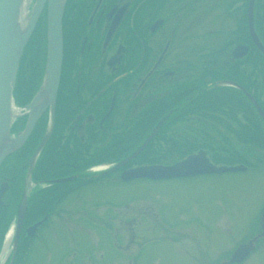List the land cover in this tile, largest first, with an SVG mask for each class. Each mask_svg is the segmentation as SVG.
<instances>
[{"label": "flooded vegetation", "instance_id": "1", "mask_svg": "<svg viewBox=\"0 0 264 264\" xmlns=\"http://www.w3.org/2000/svg\"><path fill=\"white\" fill-rule=\"evenodd\" d=\"M250 34L264 46V0H65L54 122L32 170L25 217L33 202L35 212L45 211L29 224L23 220L17 240L23 247L15 248L12 264H20L24 246L36 240L27 228L45 217L34 230L39 235L49 224L51 228L60 223L61 215L88 229L111 232L112 245L126 264H137L150 245H158L170 260V250L185 253L172 232L210 233L205 220L192 212L195 208L190 211L175 203L186 201L190 189L196 203L200 184L213 187L222 177L230 181L231 176L253 173L260 180L254 186L257 194L262 191V201L253 220L240 231L238 245L252 241V250L239 264L249 260L264 264V124L256 111L257 106L264 114L263 57ZM227 83L242 88L251 100ZM25 120L19 116L11 133H18ZM46 122L44 113L22 147L0 165L2 214L13 213L22 196L27 161ZM226 126L237 134L247 130L253 140L230 147L231 128ZM141 146L135 158L115 168ZM248 147L255 155L246 154ZM237 148L240 157L232 162L229 153ZM189 159L196 165L244 169L172 175L186 173L175 169ZM138 168L160 177L120 179L123 171ZM92 169L97 170L90 173ZM112 187L142 192L94 200L102 192L95 188ZM146 201V206H138ZM119 208L128 213L119 214ZM135 228H150L157 237L139 236ZM124 230L131 237L125 250L137 242L126 255L122 248L126 235H120ZM10 258L11 252L8 264ZM93 259L85 258L90 263ZM74 260L83 263L81 258Z\"/></svg>", "mask_w": 264, "mask_h": 264}, {"label": "rangeland", "instance_id": "2", "mask_svg": "<svg viewBox=\"0 0 264 264\" xmlns=\"http://www.w3.org/2000/svg\"><path fill=\"white\" fill-rule=\"evenodd\" d=\"M32 1L33 0H28V9L26 13L29 11ZM42 20H44V18ZM42 25V22L37 24L30 43L26 46L21 60V68L18 73L19 75L15 88V103L19 107L22 106V104L24 105L28 99L32 97L31 94L34 95V91L41 81V72L44 63V57L40 54V33ZM248 64L251 63L249 62ZM262 78L264 81V74ZM14 107L17 109L15 105ZM250 125L252 124H249L248 128ZM229 127L231 128L229 134L231 144L233 143L236 147L244 144L247 145L250 140H253L254 136L246 134L248 132L247 130H240V134H237L233 132V127L226 126V128ZM231 144L230 147H233V144L232 146ZM246 150V154H249L250 152V154L255 155V151L249 149V147ZM229 154L231 155L232 162L233 160L237 161L236 158L240 157L239 148L235 149L234 153L230 152ZM254 161L255 159H253V162ZM250 175L252 177L231 176L230 181H227L225 177H222L220 181L215 182L213 187L208 188H201L200 184L198 192L194 194L195 199H197L196 203L193 202V193L190 189L188 191V196L190 197L186 201H178L175 204L177 207L184 206L190 211L195 208L192 212L200 215V217L205 220L206 225L210 230L209 235L200 231L193 232L188 230H182L176 234L172 232L177 239L182 241L180 244L185 253L177 252L176 255L175 250H170L168 251V259L170 260H167L165 259L164 253H161L159 250L158 245L156 247L150 245L142 252L137 264H209L213 259L222 256L223 254L225 256L220 258L219 261L225 260L228 257V255H226L228 254V250H231L232 248L231 251L233 252L238 246H240L238 245L240 243V231H242L243 226L248 225L250 221L253 220L255 215L254 211L260 201H262V191L257 194L258 189L254 186L256 185V181L257 184H259L260 180H257V174L253 173ZM249 182H253V184L247 185ZM94 190L97 192L102 191L97 198H94V200H117V197H127L130 193L136 196L142 192L138 188H132L130 191L129 187H112L107 191L104 189L100 190V188H95ZM171 197H173V193ZM175 197L180 198V195L177 193ZM91 198L93 199V197ZM68 202L72 203V201ZM147 203V201L143 203L140 202L138 206H146ZM157 203L160 204V201ZM31 205V211L24 219V225L26 223L29 224L34 217H41L45 211V208H42L41 210L38 209V212H35V202ZM133 207L137 209V207ZM131 208L132 207H130V209ZM15 212L16 211L14 210L13 213L7 211H3V214L0 213V233L3 234L0 253L3 251L6 236L8 233L10 234L13 232L16 215ZM124 212L128 213L125 208H119V214ZM78 215L80 214H75L74 216L76 217ZM60 218V223H56L51 228L49 224L48 228L40 232V240H37L32 244L31 250H29L30 252L26 257L28 261L27 264H79L73 260L74 257H76V259L81 258L83 263L80 264H91L85 260V258L89 256L94 258L92 264H126L125 258L121 257L112 245L111 232L103 230L99 231L91 228L88 229L86 224L82 223L81 225H78L67 220V216L63 217L61 215ZM218 224H220L221 227H217ZM141 230L142 228H135V231L139 233V236L152 235L154 238L157 237L158 232L152 233V229L150 228L148 229L150 231ZM125 231L126 230L120 232V235H126V239H124V242L122 243L124 255H126V252L134 249L137 243L130 245L129 250H125L124 246L128 243L130 237V234ZM166 233L167 232L163 233L164 239L169 240L166 239ZM22 247L23 246L18 242L15 245V248L18 249H21ZM70 249L75 252V255L70 252ZM10 252L11 245L9 243L5 259L3 260V256H0V264H8L9 260L6 258L10 255ZM16 254L17 251L15 250L14 256ZM100 256H102V259H100ZM257 256L258 254L255 257ZM249 263L263 264L261 261L253 262L252 260L247 261L246 264Z\"/></svg>", "mask_w": 264, "mask_h": 264}, {"label": "water", "instance_id": "3", "mask_svg": "<svg viewBox=\"0 0 264 264\" xmlns=\"http://www.w3.org/2000/svg\"><path fill=\"white\" fill-rule=\"evenodd\" d=\"M64 2L65 0H33L29 11L26 13L28 0H0V163L25 142L40 115L45 111L49 114L46 132L28 162V174L31 173L34 161L48 139L53 124L54 105L62 59L61 15ZM43 9H45V58L41 81L31 101L24 107V115L27 120L23 130L17 133L16 136H10L9 130L16 117L11 111V93L14 88L18 61ZM250 35L255 46L264 56V46L255 39L253 34ZM228 84L237 87L234 84ZM237 88L250 99L240 87ZM256 110L264 122V116L257 106ZM137 153L138 151L131 157ZM191 164L186 166L187 172L183 175L218 173L240 169H216L207 164ZM181 167L185 168V164ZM128 175H130V172L125 174V176ZM139 175L145 176L144 173ZM172 175H178V172H174ZM25 206L26 196L24 190L17 208L14 243L17 240ZM262 217H264V212ZM35 227L36 225L31 230ZM251 243L252 241L238 246L230 256L229 261L221 264L240 263L248 251L252 249Z\"/></svg>", "mask_w": 264, "mask_h": 264}, {"label": "trees", "instance_id": "4", "mask_svg": "<svg viewBox=\"0 0 264 264\" xmlns=\"http://www.w3.org/2000/svg\"><path fill=\"white\" fill-rule=\"evenodd\" d=\"M30 43V42H29ZM27 45H29V44H27ZM43 49V39H42V37H41V51H40V54L43 56V54H42V50ZM24 55V54H23ZM23 58V57H22Z\"/></svg>", "mask_w": 264, "mask_h": 264}, {"label": "bare ground", "instance_id": "5", "mask_svg": "<svg viewBox=\"0 0 264 264\" xmlns=\"http://www.w3.org/2000/svg\"><path fill=\"white\" fill-rule=\"evenodd\" d=\"M8 239H9V237L6 239V242L8 243Z\"/></svg>", "mask_w": 264, "mask_h": 264}]
</instances>
